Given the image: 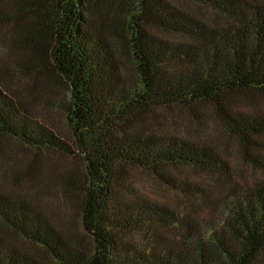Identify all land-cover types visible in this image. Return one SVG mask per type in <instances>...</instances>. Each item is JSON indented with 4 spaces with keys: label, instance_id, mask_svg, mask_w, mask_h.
<instances>
[{
    "label": "trees",
    "instance_id": "trees-1",
    "mask_svg": "<svg viewBox=\"0 0 264 264\" xmlns=\"http://www.w3.org/2000/svg\"><path fill=\"white\" fill-rule=\"evenodd\" d=\"M193 1L225 22L207 21L170 0L16 4L32 14L29 43L40 45L67 86L65 118L85 180L73 186L66 177L61 185L80 196L81 226L91 244H78L39 205L0 190V264H264V115L237 105L243 96L264 95V0ZM118 38L128 47L134 78L120 69ZM1 86L0 133L33 147L70 150ZM169 108L197 126L204 110L210 112L237 138L242 157L263 173L245 186L230 184L221 209L199 224L161 203L123 198L129 167L151 171L206 206L212 203L201 186L173 169L230 181L228 165L210 141L162 129L169 115L160 111ZM135 234L150 244L141 246Z\"/></svg>",
    "mask_w": 264,
    "mask_h": 264
},
{
    "label": "rangeland",
    "instance_id": "rangeland-1",
    "mask_svg": "<svg viewBox=\"0 0 264 264\" xmlns=\"http://www.w3.org/2000/svg\"><path fill=\"white\" fill-rule=\"evenodd\" d=\"M20 1L22 0H0V11L4 15L3 19H0L1 87L13 98L24 102L32 116L54 131L67 143L70 150L61 152L33 147L0 133V190L24 197L39 205L43 214L57 222L78 244L90 247L91 237L82 229L80 221V196L69 191L71 185H61L66 177L71 180L73 186H79L85 180L83 162L77 153L73 135L65 118L67 86L63 78L51 69L40 45L35 42L29 43L27 30L32 14L26 9L24 11L15 9L17 3L21 4ZM170 1L207 21L220 24L225 22L224 17L193 0ZM114 50L123 75L130 79L134 78L133 65L125 40L116 39ZM237 105L247 111L264 115V95L255 93L243 96ZM160 114L169 115L166 120H161L163 130L165 128L175 134L210 141L227 163L230 181L221 183L183 167L173 169L179 178H186L197 187L201 186L204 195L212 203L206 206L196 204L195 199L165 186L151 171L129 167L125 169L121 182L125 186L123 198L132 200L143 198L161 203L179 214L195 218L199 224L212 218L221 209L222 197L230 184L245 186L263 177L261 171L242 157L237 138L219 121L212 119L207 110H204L203 115L206 117L199 126L190 122L183 111L177 108L164 109ZM169 120L171 121L168 123ZM260 139L264 142V136ZM157 230L160 234L170 237L167 230L162 228ZM130 237L131 234H128L127 238ZM132 237L141 246L150 244L147 240L142 242V245L140 238L144 237L141 235L135 234ZM29 247L36 249L33 246ZM36 252L41 257L36 258H45L42 250L37 249Z\"/></svg>",
    "mask_w": 264,
    "mask_h": 264
}]
</instances>
